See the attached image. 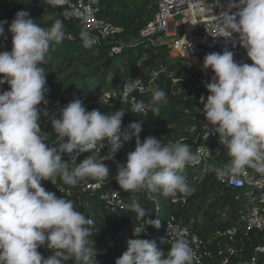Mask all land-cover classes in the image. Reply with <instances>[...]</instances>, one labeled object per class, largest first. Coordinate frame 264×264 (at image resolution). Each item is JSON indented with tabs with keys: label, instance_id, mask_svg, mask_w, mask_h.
Wrapping results in <instances>:
<instances>
[{
	"label": "clouds",
	"instance_id": "1",
	"mask_svg": "<svg viewBox=\"0 0 264 264\" xmlns=\"http://www.w3.org/2000/svg\"><path fill=\"white\" fill-rule=\"evenodd\" d=\"M68 2L45 0L47 5L61 8ZM233 8L238 11L232 13ZM63 15L68 17L67 8ZM7 23L0 21V37L5 36ZM8 31L12 34L11 51L0 52V86H10V90L0 91V264H88L94 221L77 211L70 199L46 191L42 181L55 185L59 177L70 187L89 179L104 182L111 174L105 161H114L133 137L135 150L127 154L125 163H118L115 179L120 189L131 193L130 210L136 218L158 228L160 221L147 219L150 213L135 194L151 190L173 199L188 194L184 169L196 159L191 146L184 142L165 144L152 136L141 142V122L122 128L126 112L88 111L79 98L59 109L58 115L42 110L40 105H47L49 92L42 65L51 47L63 42L64 21L56 19L45 28L27 11H19ZM236 34L253 63H237L227 48L207 54L203 67L214 75L206 83L210 93L206 102L203 96L200 101L206 120L220 134L230 158L217 171L240 176L251 168L264 176V0H239L238 4L230 0L218 17L216 36L235 45ZM81 40L85 48L97 43L86 29ZM125 87L127 95L135 90V82ZM166 102V92L156 89L147 105L139 102L132 112L148 108L158 114ZM41 115L51 122L60 141L57 147L47 143ZM105 148L107 155H101ZM83 153L91 154L80 160ZM65 154L69 159H64ZM69 160L74 167L70 168ZM142 230L136 228L135 232L138 235ZM42 246L52 254L41 255L38 249ZM115 264H198V260L184 239H176L167 255L158 250L155 241L130 239L127 251Z\"/></svg>",
	"mask_w": 264,
	"mask_h": 264
},
{
	"label": "built area",
	"instance_id": "2",
	"mask_svg": "<svg viewBox=\"0 0 264 264\" xmlns=\"http://www.w3.org/2000/svg\"><path fill=\"white\" fill-rule=\"evenodd\" d=\"M102 2V0H69L65 6L69 15L67 18L64 17V20L77 28L78 33H66L64 40L82 41L81 32L86 29L96 37L97 43L94 46L110 44L112 46L111 56H113L121 53L127 44L122 39L123 29L101 17ZM229 2L230 0H154L153 18L141 30L138 38L149 39L154 46L157 45L155 43L166 46L174 54L193 61L195 67L193 69L202 75L206 76L205 70H207L211 78L214 73L211 69L203 67L204 57L209 53H222L227 48L234 53V60L237 63L251 64L253 62L247 57L246 50L239 44L238 34H236L235 45L227 38L216 36L218 17L227 10ZM234 2L238 4L239 0H234ZM236 11H238L237 8L231 9L232 13ZM8 49L9 45H0V52L8 51ZM142 69V61L137 62L132 73L125 77L120 89L107 88L97 99L89 102L81 99L84 106L88 108L94 104H101L113 108L120 104L126 106L132 114L147 118L150 109L145 108L139 113H134L132 112L133 107L139 102L147 105L153 92L161 89V84L158 72H153L145 78L141 73ZM132 81L135 82V90L125 95L127 91L125 85ZM203 96L206 102L208 95ZM72 100L74 99L56 98L47 105L43 104L42 110L47 109L58 115L59 109ZM196 102V110L200 115L201 132L194 141L192 150L196 159L190 162L185 169L197 172L211 169L220 185L236 192L234 202L239 211L230 226L216 228L208 239H205L204 234L194 231L185 224L183 219L177 217L176 214L170 213L161 232V242L163 241L162 243L169 250L176 239L186 240L193 249L198 264H259L264 258V176L251 168L246 174L240 176L217 171V169H222L230 158L225 162L213 163L216 154L223 151L226 146L221 144L220 134L206 120L202 111L204 104L200 99ZM41 127L49 128L51 133L58 138L51 122L43 115H41ZM122 128L126 127L122 126ZM134 140L135 137L129 141ZM106 154L107 148L101 152V155ZM64 159H69V156L65 154ZM219 163H223V166H218ZM69 166L71 168L75 164L69 160ZM203 178L197 175L190 181L198 184V181H203ZM115 182V178L104 182L86 180L75 187H70L57 177L55 185L51 184L57 197L74 200L78 206H81L83 203L88 204L92 196L99 200L106 214L114 216L125 210L128 205L123 191ZM251 197L254 198V202L248 206L247 203ZM242 198L244 203H242ZM157 212L160 213L158 208ZM39 249H43V252H51L43 246ZM106 254L107 248H102L93 254L89 264H107Z\"/></svg>",
	"mask_w": 264,
	"mask_h": 264
},
{
	"label": "trees",
	"instance_id": "3",
	"mask_svg": "<svg viewBox=\"0 0 264 264\" xmlns=\"http://www.w3.org/2000/svg\"><path fill=\"white\" fill-rule=\"evenodd\" d=\"M101 17L113 25L123 29L122 39L127 44L122 52L111 56V45L102 44L85 48L83 41L68 42L63 40L62 43L53 45H62L69 53L77 51L92 52L95 60L103 63L104 66L99 70L100 77L98 78V89L88 90V83L95 75H86L82 77L81 88H73L69 80H57L55 76L49 75L50 65L45 62L42 67L45 70L47 86L49 92L47 94L48 103L56 98L62 99H82L84 101H92L97 99L100 94L107 88L120 89L125 77L132 73L137 62L142 61L143 69L141 71L145 78H148L151 73L158 72L161 84V89L167 94V102L162 103L158 114L149 111L147 118H142L132 114L126 106L117 105L113 108H108L101 104H94L88 108V111L98 109L104 114H108L117 110H122L125 113L122 118V126L126 127L132 122L142 123V132L140 140L149 136L161 139L163 143L169 142H184L191 146V151L194 148V141L198 138L201 127L199 125V113L196 110L197 99H200L201 92L194 90L189 96H184L176 91L175 81L186 79L195 82L197 79L202 80V74L189 65H187L180 56L174 54L166 46H154L149 39H139L141 30L153 18L154 10L151 8V0H102ZM66 6V5H65ZM52 7L45 3V0H0V21H7L5 25V36L0 37V45H9L8 51L12 48V34L8 31V27L15 15L19 11H27L35 22L45 28L50 27L56 19H63L64 32L78 33V29L72 24L64 20V8ZM56 17V18H55ZM2 78V77H1ZM111 78V80H109ZM196 87V86H195ZM2 91L10 90V86L5 83L1 86ZM63 92L66 95L61 96ZM204 97V96H203ZM152 99V97H151ZM150 99V101H151ZM43 103L40 105L42 109ZM42 131L47 137L49 146L57 147L59 139L51 133L50 129ZM136 138L134 141L124 143L123 148L115 156V160H106L105 164L110 168L111 174L109 179L115 178L118 163H125L127 154L135 150ZM90 153H84L80 160L89 156ZM107 155V154H106ZM79 163V161L77 162ZM196 173V174H195ZM203 178V186L199 190L197 184H193L190 188L192 194L188 209L179 210L176 216L180 218L186 215L185 224L189 225L194 231L205 235V239L210 238L216 228L221 227L224 213L229 212L228 219L222 227H228L232 224L239 211L231 209L235 205L234 198L236 192L230 188L220 185L214 176L211 169H204L198 172ZM184 174L187 181L190 178L197 176V171L184 169ZM92 180V179H89ZM47 183L46 191L54 192L50 181H42V184ZM115 184L119 187L118 182ZM196 189V191H194ZM152 197H158V204L153 209V204L142 206L149 214L147 219L155 220L157 217V208L161 211L159 205L165 206V215L161 220L158 228V233H155L156 228L152 225L144 223V220H138L136 214L130 210L127 205L125 210L119 214L110 216L104 212L102 204L98 199L83 203L76 208L77 211L85 214L88 218L94 221L91 225L92 234L89 237L93 241V252L89 258L88 264L94 253L99 252L102 248H107L105 260L107 264H115L116 259L121 257L128 248L130 239H148L155 241L158 250H162L167 255L168 248L161 242V232L165 225L166 219L170 214V210L178 208L177 202H172L169 206V201H163V196L160 192L145 190ZM78 203L76 202V205ZM156 208V211H155ZM136 228L143 230L137 235ZM51 252H43V256H48ZM259 264H264V258Z\"/></svg>",
	"mask_w": 264,
	"mask_h": 264
},
{
	"label": "rangeland",
	"instance_id": "4",
	"mask_svg": "<svg viewBox=\"0 0 264 264\" xmlns=\"http://www.w3.org/2000/svg\"><path fill=\"white\" fill-rule=\"evenodd\" d=\"M152 4H151V8L152 10H154L155 12V5H154V0H151ZM56 18V17H55ZM157 44L156 46H160V44ZM180 58L187 64L189 65L191 68H194V64L193 62H191L190 60H188L187 58L181 57ZM46 63L48 64V66L50 65V70L48 71L49 75L55 76V78L57 80H69L70 85L73 86V88H81L83 86V84H81V80L82 77H84L86 75V79H87V75H95L94 77H92L88 83V90L87 92H90L91 88L92 89H98L99 85H98V78L100 77V69L104 66L103 63H99L95 60V56L93 55V53L90 51H77V52H72L69 53L66 48L62 45H58L55 46L53 50H50L46 59ZM206 73V72H205ZM111 80V78L109 79ZM211 82V77L209 73H206V76L202 75V80L197 79L195 82L193 81H188L186 79L183 80H176L175 81V87H176V91L179 94H182L184 96H189L194 90H196V92H201L202 95H209V92L206 88V83H210ZM196 86V87H195ZM0 91H2L1 86H0ZM66 95L65 92H63V94L61 96ZM225 150V151H224ZM223 151H221V157L223 156L224 152L227 153V148H225ZM215 161L213 162L214 164H216V162H223V161H219L220 160V154L217 155L216 154V158L214 159ZM218 166H223V163H219ZM196 174V173H195ZM199 173L197 172V175ZM189 177V176H187ZM195 177V176H194ZM192 178H190V180H192ZM188 180V185H189V189L193 187V184H197V182H192ZM198 187L196 188L197 190H199L200 188H202L203 186V181H198ZM42 186L44 188L47 187V183L45 182L44 184H42ZM196 189L194 191H196ZM122 190V189H121ZM123 191V190H122ZM125 198L127 199V203L130 206L132 203V198H131V193H126L124 192ZM193 194V193H192ZM191 192L189 191L188 194H178L176 198H162L163 201H169V206L172 202H177L178 204V208H174L173 210H170V213H174L176 214L177 211L179 210H184V209H188V206H190V198L192 196ZM137 201L140 203L141 206H146V205H151L153 204V209L154 207L158 204V197L154 198L152 197L150 194L146 193L145 190L136 193L135 194ZM94 197H90L88 202L90 203V201L94 200ZM72 202L74 203V207L79 208L78 205H76V202L74 200H72ZM254 202V198L251 197V199L248 201V206H251V203ZM242 203H244V199L242 198ZM161 207V211L158 214L157 213V217L155 220H159L161 223L162 218L165 215V210L162 209L165 206L159 205ZM247 206V207H248ZM238 209L237 205L232 206L231 209ZM156 211V208H155ZM230 212V211H229ZM229 212L224 213V215L222 216L223 218V222L221 227L223 226L224 223H226L228 216H229ZM181 219H183V222H186L185 218L186 215H182L180 216ZM156 228L155 233H158V228ZM142 239V238H141ZM38 251L40 252V254H43V249H38ZM65 264H73V261H66Z\"/></svg>",
	"mask_w": 264,
	"mask_h": 264
},
{
	"label": "crops",
	"instance_id": "5",
	"mask_svg": "<svg viewBox=\"0 0 264 264\" xmlns=\"http://www.w3.org/2000/svg\"><path fill=\"white\" fill-rule=\"evenodd\" d=\"M225 151V150H224ZM220 154V160L219 161H228V158H229V156H228V154L227 153H225L224 152V154H223V156L221 157V154L222 153H217V155H219ZM245 198V197H244Z\"/></svg>",
	"mask_w": 264,
	"mask_h": 264
},
{
	"label": "bare ground",
	"instance_id": "6",
	"mask_svg": "<svg viewBox=\"0 0 264 264\" xmlns=\"http://www.w3.org/2000/svg\"><path fill=\"white\" fill-rule=\"evenodd\" d=\"M190 61H191V60H190ZM191 62H193V61H191ZM205 72H206V73H209L207 70H205Z\"/></svg>",
	"mask_w": 264,
	"mask_h": 264
}]
</instances>
